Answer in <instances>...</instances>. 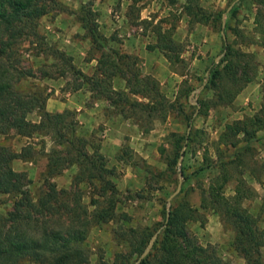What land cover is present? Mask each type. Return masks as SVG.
<instances>
[{"label":"rangeland","instance_id":"1","mask_svg":"<svg viewBox=\"0 0 264 264\" xmlns=\"http://www.w3.org/2000/svg\"><path fill=\"white\" fill-rule=\"evenodd\" d=\"M58 1L61 9H53L38 20L41 42H23L15 58L20 68L32 73L31 77L19 82V89H40L47 96L44 103L47 112L70 111L79 135L98 145L106 167L113 171L110 180L119 198L115 211L127 219L120 217L90 229L85 241L90 251L88 264H97L100 258L110 260L122 249L113 240V231L148 229L153 232L152 236L159 232L162 213L174 200H185L198 209L200 220L188 222L186 228L200 245L213 247L226 264H245L233 250L229 227L211 210L198 208L199 186L206 187L214 171L200 172L194 178V170L200 162V154L196 153L179 158L174 172L159 175L165 170V164L158 148L166 145L164 139L169 133L185 135L195 129L201 130L211 143L225 124L252 115L264 101V47L253 31L252 6L243 1L232 17L223 13L219 22L217 14L227 12L237 0H175L173 5L166 0ZM185 5L197 6L205 18L199 20L196 16L186 15ZM84 11L90 12L89 21L104 37L109 56L114 53L126 57L125 61L133 71L158 82L164 100L172 106L163 120L156 110L143 112L139 106H131L133 103L145 104L147 100L130 94L118 77L110 83L113 91L110 102L96 98L88 91L80 74L86 77L93 74L99 53L91 47L78 21ZM219 23H223V27ZM156 28L169 33L181 45L182 63L170 67L165 58L151 48ZM222 35L233 50L252 56L254 70L252 81L241 89L231 104L215 106L212 92L204 87L208 68L223 55ZM199 101L208 107L199 110ZM153 106L156 107V103ZM27 119L37 122L38 117L31 113ZM0 143L15 153L27 144L31 146V161L15 160L11 168L21 174L24 181H29L28 190L35 194L42 186L45 165L42 152L52 147L51 134H37L31 138L9 136L0 138ZM262 143L264 140L252 142L242 154V178L254 191L252 198L243 205L253 215L264 205ZM209 152L215 160L211 149ZM75 172V167H70L51 181L58 189L71 190ZM179 181L182 192L175 193ZM233 186V181L227 182L223 189L225 195L232 194ZM78 188L82 203L88 206L90 188L86 184H79ZM9 201L8 197L0 195V214L9 209ZM263 218L264 212L261 227H264ZM260 254L264 264V246Z\"/></svg>","mask_w":264,"mask_h":264},{"label":"trees","instance_id":"2","mask_svg":"<svg viewBox=\"0 0 264 264\" xmlns=\"http://www.w3.org/2000/svg\"><path fill=\"white\" fill-rule=\"evenodd\" d=\"M166 1L169 5L175 3V0ZM243 1L253 8V31L264 47V0H237L227 12L217 14V20L220 22L223 13L232 17ZM61 7L58 0H0V138H31L49 133L52 142V147L42 152L45 159L42 186L35 194L28 190L29 181H24L22 175L11 168L15 160L31 161V146L27 144L15 153L0 143V195L10 200L9 209L0 214V264H88L90 251L85 241L90 229L120 217L127 219L115 211L119 198L110 180L113 171L106 167L98 145L79 135L72 113L67 110L47 112L44 108L47 96L40 89H19V82L31 77L32 73L18 66L15 58L18 47L26 41L41 42L38 20ZM184 11L199 20L205 18L197 6L185 5ZM89 14L84 11L78 18L91 47L99 53L93 74L90 77L80 74L88 91L110 102L113 92L110 83L118 77L130 94L147 100L145 104L131 106H139L143 112L156 110L163 120L172 106L164 100L158 82L133 71L126 57L114 53L109 56L105 39L89 21ZM155 34L151 48L156 49L170 67L182 63L181 45L159 28ZM222 54L208 68L204 87L212 92L215 106L231 104L241 89L252 81L254 70L252 56L233 50L224 36ZM198 106L199 110L208 107L201 101ZM31 113L37 115V122L27 119ZM261 140H264V101L252 115L225 124L211 143L201 130L195 129L185 135L169 133L164 139L166 145L158 148L165 164V170L159 175L174 172L179 158L196 153L200 154V162L193 177L203 171H214L206 187L199 186L198 208L211 210L229 227L233 250L245 264H263L260 250L264 246V227L260 223L264 205L256 215L244 207L243 202L252 198L254 191L242 178V154L249 149V144ZM209 149L215 160L209 156ZM70 167L76 169L71 190L56 188L52 178ZM180 174L183 177V172ZM230 180L234 183L232 194L225 195L223 189ZM79 184H86L91 190L89 207L81 201ZM162 215L160 230L143 258L139 259L153 232L126 228L112 233L113 240L122 249L110 260L98 259L97 264H226L213 247L200 245L187 231L188 222L200 220L197 208L185 200H174L170 201L167 218L165 210Z\"/></svg>","mask_w":264,"mask_h":264},{"label":"water","instance_id":"3","mask_svg":"<svg viewBox=\"0 0 264 264\" xmlns=\"http://www.w3.org/2000/svg\"><path fill=\"white\" fill-rule=\"evenodd\" d=\"M221 26L223 27V23L221 24ZM222 36H223V35H222ZM180 177H181V176L179 175V178H180ZM179 190H180V181H179V183H178V185H177V188H176L175 193L178 192ZM175 193H173L172 195H170V196L168 197V199H167V203H169L170 199L173 197V195H174ZM167 216H168V210L166 211V218H167ZM157 233H158V231H157V232L151 237V239H150V241H149L147 247L145 248V250L143 251V253H142L141 256L139 257V259H140V258H143V257L147 254V252L149 251L150 247L152 246V243H153V241H154V239H155Z\"/></svg>","mask_w":264,"mask_h":264}]
</instances>
